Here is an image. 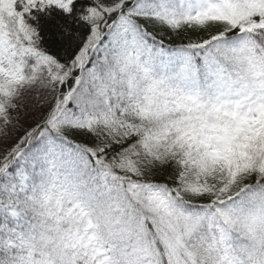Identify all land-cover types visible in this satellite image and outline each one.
<instances>
[{"label":"snow or ice","instance_id":"snow-or-ice-1","mask_svg":"<svg viewBox=\"0 0 264 264\" xmlns=\"http://www.w3.org/2000/svg\"><path fill=\"white\" fill-rule=\"evenodd\" d=\"M0 264H264V0H0Z\"/></svg>","mask_w":264,"mask_h":264}]
</instances>
